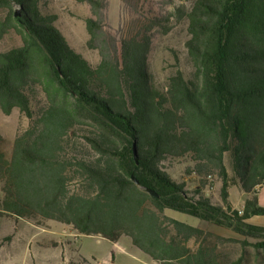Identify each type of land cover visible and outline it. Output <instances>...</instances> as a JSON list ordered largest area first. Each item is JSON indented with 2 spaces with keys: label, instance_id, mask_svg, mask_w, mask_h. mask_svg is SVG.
Segmentation results:
<instances>
[{
  "label": "trees",
  "instance_id": "16d2710c",
  "mask_svg": "<svg viewBox=\"0 0 264 264\" xmlns=\"http://www.w3.org/2000/svg\"><path fill=\"white\" fill-rule=\"evenodd\" d=\"M82 1L96 14L107 4ZM1 12L0 37L17 31L23 42L0 52V110L19 109L31 125L11 158L0 150V218L39 227L57 221L114 244L127 237L158 264L215 263L203 248L192 254L197 229L166 211L264 249V227L250 222L264 207L255 198L234 210L225 165L228 154L244 192L264 187V0H194L185 12L193 72L178 71L165 90L153 83L145 41L104 34L101 21L89 19V45H105L94 67L40 0H0ZM37 87L49 104L35 117ZM78 129L88 130L81 144L73 142ZM187 157L220 169L223 206L172 179L165 163Z\"/></svg>",
  "mask_w": 264,
  "mask_h": 264
},
{
  "label": "rangeland",
  "instance_id": "374dc122",
  "mask_svg": "<svg viewBox=\"0 0 264 264\" xmlns=\"http://www.w3.org/2000/svg\"><path fill=\"white\" fill-rule=\"evenodd\" d=\"M124 1H105L107 4L98 14L90 3L82 0H40V7L45 14L56 16L57 29L70 46L94 67L101 62L100 48L105 45L101 41L95 42L94 47L89 45V19L100 20L104 34L117 36V31H121L124 36L145 41L149 51V71L154 85L160 90L166 89L170 78L178 71L189 78L193 67L186 47L189 35L185 12L191 8L194 0H133L127 6H124ZM22 42L20 33L10 31L0 37V52L20 47ZM32 97V110L38 117L49 103L40 87L32 93ZM30 125L31 120L19 109H15L11 115L0 110V135L3 138L0 150L7 158L12 156L16 138ZM86 129H78L73 142H84L83 135L88 132ZM225 165L229 174L228 199L234 210H243L244 202L255 198L264 207V187L258 188L257 193L244 192L228 154ZM165 166L172 179L178 184L185 183L186 190L192 195L196 197L194 192L199 191L214 205L223 206V177L214 164L196 163L187 157L170 160ZM3 190L4 183L0 182V212ZM165 214L197 229V237L188 243L192 254H197L203 248L212 254L214 264H264V249L244 247L239 243L243 237L233 231L174 211H166ZM250 222L264 227V217H255ZM76 235L71 227L57 221H49L46 227H39L28 220L0 218V264H114L113 255L117 264H132L130 256L134 253L154 262L134 248L130 238H124L120 243L122 249L117 250L100 236Z\"/></svg>",
  "mask_w": 264,
  "mask_h": 264
},
{
  "label": "crops",
  "instance_id": "0c3cea01",
  "mask_svg": "<svg viewBox=\"0 0 264 264\" xmlns=\"http://www.w3.org/2000/svg\"><path fill=\"white\" fill-rule=\"evenodd\" d=\"M245 203V202H244ZM77 237L78 236H81V235H76ZM101 237V236H100ZM103 238V237H102ZM125 238H127V237H125ZM104 239V238H103ZM124 238H122L117 244H114V243H111V244H113L114 246H115V248L117 249V250H121L122 249V247L120 246V243H122V240H123ZM132 241V240H131ZM132 246L134 247V248H136L134 245H133V243H132ZM137 249V248H136ZM123 251V250H122ZM140 251V250H139ZM141 252V251H140ZM112 258H113V262H114V264H117V261H116V259H115V256L113 255L112 256ZM130 259L133 261L132 262V264H154V262H149L150 260H146V259H144V258H142V256H140L139 254H136V253H134L133 255H131L130 256ZM151 259V258H150ZM156 263V262H155ZM158 264V263H157Z\"/></svg>",
  "mask_w": 264,
  "mask_h": 264
},
{
  "label": "water",
  "instance_id": "95a60500",
  "mask_svg": "<svg viewBox=\"0 0 264 264\" xmlns=\"http://www.w3.org/2000/svg\"><path fill=\"white\" fill-rule=\"evenodd\" d=\"M134 181L136 182V184L139 186V182L136 180V179H134ZM148 193H150L151 195H153V196H157V194L155 193V192H153V191H148Z\"/></svg>",
  "mask_w": 264,
  "mask_h": 264
}]
</instances>
